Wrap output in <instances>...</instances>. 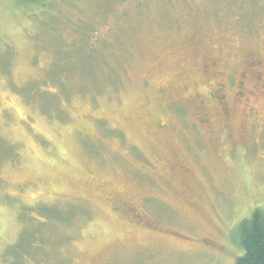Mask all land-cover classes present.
<instances>
[{"label":"rangeland","instance_id":"374dc122","mask_svg":"<svg viewBox=\"0 0 264 264\" xmlns=\"http://www.w3.org/2000/svg\"><path fill=\"white\" fill-rule=\"evenodd\" d=\"M249 57L264 0H0V264H234L264 209Z\"/></svg>","mask_w":264,"mask_h":264},{"label":"trees","instance_id":"16d2710c","mask_svg":"<svg viewBox=\"0 0 264 264\" xmlns=\"http://www.w3.org/2000/svg\"><path fill=\"white\" fill-rule=\"evenodd\" d=\"M238 235L243 254L234 264H264V209L256 208L251 217L245 218L239 225Z\"/></svg>","mask_w":264,"mask_h":264},{"label":"flooded vegetation","instance_id":"af4514ba","mask_svg":"<svg viewBox=\"0 0 264 264\" xmlns=\"http://www.w3.org/2000/svg\"><path fill=\"white\" fill-rule=\"evenodd\" d=\"M253 60L257 62L258 66H264V62L263 61L256 60V58L249 57V59H247V63H246L247 70L243 71L240 76H242L243 74L248 73L249 71H253L254 69H256L257 65L253 62ZM240 84L244 85L243 82H241Z\"/></svg>","mask_w":264,"mask_h":264}]
</instances>
